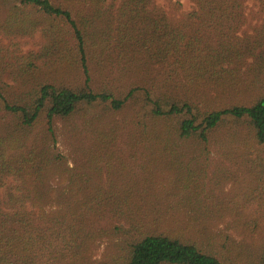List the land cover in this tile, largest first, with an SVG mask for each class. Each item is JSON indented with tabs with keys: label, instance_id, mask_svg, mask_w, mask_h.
<instances>
[{
	"label": "trees",
	"instance_id": "trees-1",
	"mask_svg": "<svg viewBox=\"0 0 264 264\" xmlns=\"http://www.w3.org/2000/svg\"><path fill=\"white\" fill-rule=\"evenodd\" d=\"M247 1H1L0 39L40 42L0 52V264H264V0L252 26Z\"/></svg>",
	"mask_w": 264,
	"mask_h": 264
},
{
	"label": "rangeland",
	"instance_id": "rangeland-1",
	"mask_svg": "<svg viewBox=\"0 0 264 264\" xmlns=\"http://www.w3.org/2000/svg\"><path fill=\"white\" fill-rule=\"evenodd\" d=\"M2 0H0L1 3ZM122 0H117L116 9L118 8L120 2ZM156 5L160 8L164 9L166 12L169 13L170 16L179 17L183 14H187L191 12L194 9V5L191 2V0H154ZM111 3L112 0H108V3ZM254 10V1L248 0L247 1V13H248V26H252L257 23L256 19L252 17L251 12ZM39 36H37L34 39H0V52H4L5 50L17 51V53L24 54L31 51H35L38 49L39 44ZM54 130L56 133V143L51 142L49 144V149L51 152H58L65 158V164L68 168H71L75 164V160L73 157V149L70 145L69 137L66 133L65 124L62 122H57L54 125ZM217 156V155H216ZM216 156L212 153L210 157V163L208 164L207 173L204 175V179H202L203 185L207 186L208 183V177L212 174V172L217 168V161H215ZM206 177V178H205ZM50 184L54 187H57L61 184V186L66 185V179L61 178L60 176H53L50 180ZM231 183H226L224 185V190H227ZM205 186V187H206ZM226 226L220 225L217 230H225ZM232 233V232H230ZM237 241H240L239 238H237ZM108 245L107 241H101L96 243L93 246V258L96 260H101L103 258V255L106 251V247Z\"/></svg>",
	"mask_w": 264,
	"mask_h": 264
}]
</instances>
